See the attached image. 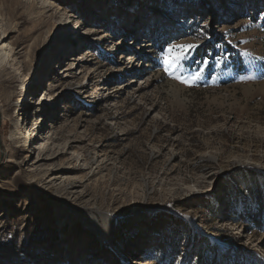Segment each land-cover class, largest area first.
Segmentation results:
<instances>
[{"label": "rangeland", "instance_id": "374dc122", "mask_svg": "<svg viewBox=\"0 0 264 264\" xmlns=\"http://www.w3.org/2000/svg\"><path fill=\"white\" fill-rule=\"evenodd\" d=\"M0 21V264H264L242 206L264 0H0Z\"/></svg>", "mask_w": 264, "mask_h": 264}, {"label": "trees", "instance_id": "16d2710c", "mask_svg": "<svg viewBox=\"0 0 264 264\" xmlns=\"http://www.w3.org/2000/svg\"><path fill=\"white\" fill-rule=\"evenodd\" d=\"M242 176L250 179L248 185L245 187L246 192L242 201V206H244L243 216L246 221L261 223L264 221V176L257 170L249 168ZM234 198H237L236 195ZM258 261L255 257L254 264H258Z\"/></svg>", "mask_w": 264, "mask_h": 264}, {"label": "snow or ice", "instance_id": "6c2138e0", "mask_svg": "<svg viewBox=\"0 0 264 264\" xmlns=\"http://www.w3.org/2000/svg\"><path fill=\"white\" fill-rule=\"evenodd\" d=\"M193 44H174L169 45L165 51L164 63L167 66L165 71H168L170 75H174V78L184 84L194 83L195 80L200 78V73L194 74L191 79H186L180 75H175V69L180 67L181 61L186 58V54L189 50L193 49ZM247 55V53H245Z\"/></svg>", "mask_w": 264, "mask_h": 264}, {"label": "bare ground", "instance_id": "6f19581e", "mask_svg": "<svg viewBox=\"0 0 264 264\" xmlns=\"http://www.w3.org/2000/svg\"><path fill=\"white\" fill-rule=\"evenodd\" d=\"M153 8V7H152ZM157 8V7H156ZM6 25V24H5ZM130 30L135 31L136 32V40H138L139 43V47L136 48H145L148 44H145V34L147 32H145L143 35H141V33L138 31V26L130 28ZM0 32H1V36L4 37L6 34L5 29L3 28V24L2 21H0ZM139 32V33H138ZM0 36V38H1ZM56 46V45H55ZM14 55V48L13 45L10 44L9 42H6L5 39L0 41V65H3L4 63H8L10 62V58ZM130 56V55H129ZM130 58V57H129ZM28 63H25V67H27ZM22 77L25 78V74L22 72ZM30 146H33V139H31L30 142ZM35 154V152H34ZM104 222L105 219L103 218Z\"/></svg>", "mask_w": 264, "mask_h": 264}]
</instances>
